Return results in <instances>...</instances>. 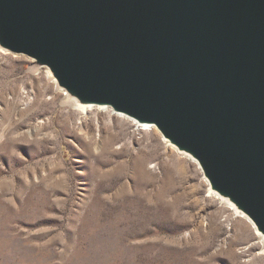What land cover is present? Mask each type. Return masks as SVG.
<instances>
[{
	"label": "rangeland",
	"instance_id": "374dc122",
	"mask_svg": "<svg viewBox=\"0 0 264 264\" xmlns=\"http://www.w3.org/2000/svg\"><path fill=\"white\" fill-rule=\"evenodd\" d=\"M46 70L0 50V264H264L196 160L109 106L64 103ZM80 121L102 150L76 147Z\"/></svg>",
	"mask_w": 264,
	"mask_h": 264
},
{
	"label": "water",
	"instance_id": "95a60500",
	"mask_svg": "<svg viewBox=\"0 0 264 264\" xmlns=\"http://www.w3.org/2000/svg\"><path fill=\"white\" fill-rule=\"evenodd\" d=\"M0 49L155 126L264 243V0H0Z\"/></svg>",
	"mask_w": 264,
	"mask_h": 264
},
{
	"label": "bare ground",
	"instance_id": "6f19581e",
	"mask_svg": "<svg viewBox=\"0 0 264 264\" xmlns=\"http://www.w3.org/2000/svg\"><path fill=\"white\" fill-rule=\"evenodd\" d=\"M1 50V49H0ZM1 51H4V50H1ZM41 68V67H39ZM39 68H35V69H39ZM45 74H46V78L49 80V81H52L54 83V86L56 88V90L58 91H62L61 89H59L58 87H56V84H55V81L50 77V74L48 72V70L45 71ZM62 98H63V102L64 103H67V104H71V105H75V106H78V107H81V109H83L84 107H87V106H83V105H79V104H76V103H73L71 100L67 99L66 96L64 95L63 91H62ZM87 110V109H86ZM80 111V110H79ZM87 112H90L91 113V110H88ZM83 113V111H80V114ZM93 113V112H92ZM105 113V112H104ZM84 115V113L82 114V116ZM91 115V114H90ZM96 116V114H94ZM103 117L106 118V116H109V112L106 111V115L105 114H102ZM96 118V117H95ZM86 119V118H85ZM78 120V119H77ZM79 121V120H78ZM96 121V120H95ZM120 121V120H118ZM110 119H107L105 126L106 125H110ZM117 122V121H116ZM78 123V122H77ZM112 123V122H111ZM117 124V123H116ZM86 122L85 121H80L79 124H77V126H74L73 127V131L74 132V138H76L77 140H75L74 143H76V147H80V149H82L85 153H97L98 151L102 150V145H104V139L102 138H98L96 135H91L87 129H86ZM118 125V124H117ZM116 125V126H117ZM120 125V124H119ZM123 125V124H121ZM104 126V125H103ZM112 126V125H111ZM122 130V129H121ZM114 131V130H112ZM117 131V130H116ZM122 133V131H121ZM28 135H31V132L28 131L27 132ZM116 134V133H115ZM103 136V135H102ZM101 136V137H102ZM114 136L111 138L113 139ZM114 140V139H113ZM77 141V142H76ZM126 145V144H125ZM113 146V145H112ZM126 147V146H125ZM175 163L177 164V161H175ZM258 237L261 239V236L258 234ZM261 245H262V251L264 252V243H263V240L261 239ZM262 257V255H261Z\"/></svg>",
	"mask_w": 264,
	"mask_h": 264
}]
</instances>
